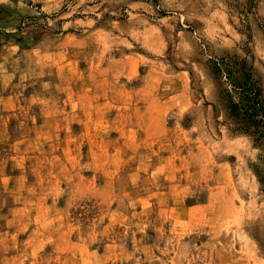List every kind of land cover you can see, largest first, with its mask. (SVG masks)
<instances>
[{"label":"rangeland","instance_id":"rangeland-1","mask_svg":"<svg viewBox=\"0 0 264 264\" xmlns=\"http://www.w3.org/2000/svg\"><path fill=\"white\" fill-rule=\"evenodd\" d=\"M240 68L264 0H0V264H264Z\"/></svg>","mask_w":264,"mask_h":264},{"label":"trees","instance_id":"trees-1","mask_svg":"<svg viewBox=\"0 0 264 264\" xmlns=\"http://www.w3.org/2000/svg\"><path fill=\"white\" fill-rule=\"evenodd\" d=\"M240 73V76H238ZM262 92L250 71L237 70V132L264 144V104Z\"/></svg>","mask_w":264,"mask_h":264},{"label":"crops","instance_id":"crops-1","mask_svg":"<svg viewBox=\"0 0 264 264\" xmlns=\"http://www.w3.org/2000/svg\"><path fill=\"white\" fill-rule=\"evenodd\" d=\"M132 68H134V67H132ZM129 82V81H128ZM151 84H153L152 82H150ZM150 84L148 83V84H138V86H137V89L138 90H140V89H143V88H145V89H147V87L149 86ZM138 118V117H137Z\"/></svg>","mask_w":264,"mask_h":264}]
</instances>
